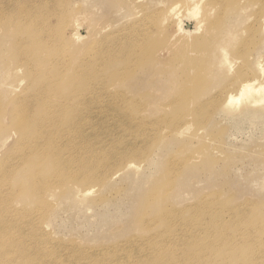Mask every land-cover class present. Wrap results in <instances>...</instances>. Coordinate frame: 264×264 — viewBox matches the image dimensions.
Instances as JSON below:
<instances>
[{
	"label": "rangeland",
	"instance_id": "rangeland-1",
	"mask_svg": "<svg viewBox=\"0 0 264 264\" xmlns=\"http://www.w3.org/2000/svg\"><path fill=\"white\" fill-rule=\"evenodd\" d=\"M186 1L0 0L6 13L14 12L11 7L17 4L35 12L30 17L14 12V23L20 26L9 23L0 30V167L7 163L0 169V220L6 224L0 229L9 234L7 246L15 244L2 249L0 264H152L155 259L145 256L167 246L182 250L178 257L193 258L195 264H216L224 255L226 264H264V121L236 122L220 107L224 94L236 91L233 75L242 67L238 73L264 81V11L258 17L252 14L259 0ZM173 2L179 5L175 8ZM52 7L55 14L47 17ZM172 8L176 10L168 12ZM198 23L200 31L194 32ZM31 28L39 29L42 51L50 43L60 47L66 64L58 69L75 71L71 83L80 90L74 109L66 110L73 114L65 120L85 121L76 124L77 134L59 143L64 148L58 155L41 159L29 151L30 139L28 145L10 136L12 99L27 78L22 71L8 73L6 67L17 46H23L15 39L29 32L35 36ZM139 34L151 44L159 37L160 43L149 44L151 54L125 60L134 49L127 44ZM187 44H192L190 50ZM85 100L87 109L78 108ZM131 162L135 166L129 167ZM56 164L66 172L61 182L50 178ZM1 230L0 239L5 240ZM218 236L229 239L215 246ZM206 241L211 242L208 252L201 246ZM244 244L254 253L242 254V260L231 257ZM198 245L204 256H194ZM213 247L217 255L210 254Z\"/></svg>",
	"mask_w": 264,
	"mask_h": 264
},
{
	"label": "bare ground",
	"instance_id": "bare-ground-1",
	"mask_svg": "<svg viewBox=\"0 0 264 264\" xmlns=\"http://www.w3.org/2000/svg\"><path fill=\"white\" fill-rule=\"evenodd\" d=\"M13 1V0H12ZM63 1V0H62ZM68 1V0H67ZM72 1V0H71ZM134 1H138V0H134ZM186 1V0H185ZM190 1V0H189ZM211 1V0H210ZM212 1H214V0H212ZM218 1V0H217ZM216 1V2H217ZM250 1V0H249ZM252 1V0H251ZM255 1V0H254ZM48 2V1H47ZM147 2V1H146ZM145 2V3H146ZM178 2H179V0H178ZM184 2V1H183ZM183 2H182V4L181 5H183ZM187 2V1H186ZM198 2V1H197ZM257 2H259L258 3V6H257V10L254 12V13H252V14H254L256 17H258V15H259V13L258 12H262V9H263V11H264V2L263 1H257ZM4 3V2H3ZM25 3V2H24ZM66 3V2H65ZM64 3V4H65ZM174 3V5H175V8H176V4L177 5H179L178 3H176V2H173ZM176 3V4H175ZM180 3V2H179ZM208 3V2H207ZM213 3V2H212ZM252 3V2H251ZM54 4V3H53ZM59 4V3H58ZM63 4V3H62ZM63 4V5H64ZM144 4V3H143ZM215 4H218V2L217 3H215ZM215 4H214V6H215ZM43 5V4H42ZM170 5V4H169ZM40 7H41V4L39 5ZM43 6H45L46 8H47V6L46 5H43ZM42 6V7H43ZM55 6H58V5H55ZM72 6H73V4H72ZM71 6V7H72ZM144 6V5H143ZM213 6V5H212ZM214 6H213V8H214ZM13 7H15L14 9H13ZM39 7V8H40ZM59 7V6H58ZM57 7V8H58ZM171 7H173V5L172 6H170V8ZM1 9H0V30L1 29H5V28H8V24L9 23H14L15 22V20H16V16H15V13L14 12H18L19 11V13H24V15H26L27 17L29 16H32V15H34V13L35 12H33L32 10H27L25 7H20V6H18V4L17 5H14V6H12L11 7V9H12V11H14V12H10V13H6L5 12V8H2V7H0ZM17 8V9H16ZM38 8V9H39ZM44 8V7H43ZM49 8V7H48ZM60 8H62L61 6H60ZM164 8V7H163ZM211 8V7H210ZM42 9V8H41ZM167 9H169V8H167ZM178 9V8H177ZM232 9H235V8H232ZM164 10V9H163ZM162 9H161V11H163ZM176 10V9H175ZM173 8L172 9H170L168 12H174L175 11ZM230 10V9H229ZM40 11V10H39ZM47 11V10H46ZM55 11H56V9H55V7H52L50 10L48 9V11L47 12H49V14H47V17H50L51 15H54L55 14ZM73 11V10H72ZM146 11V10H145ZM193 10H190L189 11V13H192L193 14V12H192ZM234 11H236V10H234ZM233 11V12H234ZM177 12V11H176ZM175 12V13H176ZM144 13V12H143ZM148 13V12H147ZM179 13V12H178ZM225 13V12H224ZM223 13V14H224ZM258 13V14H257ZM38 14V13H37ZM264 14V13H263ZM263 14H262V16H263ZM40 15V14H39ZM69 15V14H68ZM75 15V14H74ZM172 15V16H171ZM170 16L171 17H173V15L174 16H176L175 14H171ZM179 16H180V14H178ZM194 15V14H193ZM220 15V14H219ZM57 16V15H56ZM205 16H207V15H205ZM260 16V15H259ZM46 17V18H47ZM58 17V16H57ZM71 17V16H70ZM144 17V16H143ZM199 17V16H198ZM204 17V16H203ZM202 17V18H203ZM216 17V16H215ZM201 18V17H200ZM218 18V17H217ZM18 19V18H17ZM52 19V18H51ZM55 19V18H54ZM67 19H68V17H67ZM198 19V18H197ZM208 19V18H207ZM207 19H205V20H207ZM210 19V18H209ZM212 19V18H211ZM219 19H220V17L218 18V20H216L217 22H219ZM56 20V19H55ZM173 20V19H172ZM177 20H178V18H177ZM204 19H203V21H205ZM215 20V19H214ZM69 21H71V19L69 20ZM83 21V20H82ZM197 21H199V20H197ZM211 21V20H210ZM46 22V21H45ZM48 22V21H47ZM46 22V23H47ZM141 22V21H140ZM179 22H180V20H179ZM199 22H201V21H199ZM20 23V22H19ZM11 24V26L12 25H16V27L18 28L19 26H20V24ZM22 23V22H21ZM28 23H30V22H28ZM53 23V22H52ZM75 23V22H74ZM82 23V22H81ZM156 23H157V21H156ZM205 23H207L208 24V22L206 21ZM214 23V22H213ZM212 23V24H213ZM216 23V22H215ZM49 24V23H48ZM51 24V23H50ZM50 24L49 25H47L48 27L50 26ZM73 24V23H72ZM71 24V25H72ZM211 24V23H210ZM212 24L210 25V26H212ZM217 24V23H216ZM56 25V24H55ZM60 25V24H59ZM76 25V24H75ZM79 25V24H78ZM196 25V24H195ZM209 25V24H208ZM207 25V26H208ZM215 25V24H214ZM214 25L212 26V28H214ZM220 25V24H219ZM10 26V25H9ZM77 26V25H76ZM200 23H198V28L196 27V29H195V31L194 32H197V29H199L200 28ZM205 26V25H204ZM209 26V27H210ZM218 26V25H217ZM216 26V27H217ZM25 27V26H24ZM23 27V28H24ZM48 27H45V29H48ZM71 27H73V26H71ZM203 27V26H202ZM201 27V28H202ZM206 27V26H205ZM209 27H206V28H209ZM11 28V27H10ZM9 28V29H10ZM22 28V27H21ZM39 28V27H38ZM52 28V27H51ZM51 28H49L48 30H50ZM61 28V27H60ZM68 28H70V25H69V27ZM79 28V27H78ZM184 28V27H183ZM206 28H204L205 30H206ZM24 29H26V28H24ZM32 29V28H31ZM30 29V30H31ZM36 29L37 28H35V30L34 29H32V33H35V36H37L36 34H37V32H38V30L36 31ZM55 29H56V26H55ZM57 29H58V27H57ZM77 29V28H76ZM141 29V28H140ZM187 29V28H186ZM203 29V30H204ZM263 29H264V26H263ZM7 30V29H6ZM12 30H15V29H13L12 28ZM16 30H18V29H16ZM19 30H21V29H19ZM30 30H27V31H30ZM59 30V29H58ZM66 30H67V28H66ZM73 30H75L74 28H73ZM204 30V31H205ZM2 31V30H1ZM8 31H10V30H8ZM26 30H24L23 31V29L21 30V32H27ZM191 31V30H190ZM200 31V29L198 30V32ZM202 31V30H201ZM203 31V32H204ZM7 32V31H6ZM11 32V31H10ZM18 32V31H17ZM75 32V31H74ZM76 32H77V30H76ZM76 32H75V34L74 35H77L76 34ZM187 32V35L190 33L189 31H186ZM206 32V31H205ZM9 32H7V34H8ZM13 33L14 32H12L11 34L13 35ZM30 33L31 32H29V35H30ZM60 33V32H59ZM62 33V32H61ZM60 33V34H61ZM200 33H202V32H200ZM19 34H21V33H19ZM28 34V33H27ZM198 34V33H197ZM204 34V33H203ZM209 34H210V32H209ZM12 35H9V36H11V37H14V36H12ZM18 35V34H17ZM17 35H15V36H17ZM29 35H26L24 38L23 37H19L20 39H19V41H17L16 39H15V42H16V44L18 43V42H20V43H18V45H23V46H17V48L15 49V51L13 52V58L12 59H9V61H8V65H7V62H6V59H5V62H4V59H3V66H5V65H7V67H6V69L8 70L7 72L8 73H10V72H16V71H22L23 72V78H27V82H26V86H24V88L12 99L13 100V102L14 103H12V104H14V105H12V109H11V111L12 112H8L9 113V115H10V117H12V118H14L15 120H14V123L12 124V122L11 121H9V122H11V126L13 127V133L12 134H10V133H8V134H10V136L12 137V135H14L15 134V136H13V137H17L18 139V143H21V142H25L27 139L26 138H28V139H30V142H31V144H30V146L28 147L30 150L29 151H31L32 153H33V155L35 156V157H37L38 159H41V156H43V155H47V154H49V153H57V155L59 154V151H60V149L61 148H64L62 145H60L59 143L64 139V140H68L69 138H72L71 136L73 135H75V134H77L78 133V130L76 131V129H77V127H79L80 128V125L79 126H77L76 124L77 123H82V122H85V121H83V120H81V121H79L78 119H76V120H78V121H74V120H72V119H70V118H68V120L66 121L65 120V117L67 118V116H70V115H72L71 113H68V115H67V113H66V110H68V111H70L71 109H74V107L75 106H73V104H75L74 103V97H75V93H76V91H79L80 90V87H77V86H75V85H73L74 83H71V81L73 80V78L75 77V71H74V74H72L73 73V71H71V72H69V74H68V72H66L64 69V71H62V70H60V69H58V65H60V64H66V62H65V57L63 58L62 57V55H61V53H60V51L59 50H57V49H59V48H56V47H52V45H51V43L49 44L50 46H48L47 48L45 47L44 48V50L42 51L41 50V43H43L44 41H41L40 39L41 38H39L38 36V38H35V36H33V34H32V36H29ZM42 35V34H41ZM55 35H57V34H55ZM54 35V36H55ZM59 35V34H58ZM62 35V34H61ZM66 35V34H65ZM22 36V35H21ZM47 36V40H49L50 41V36L49 35H46ZM78 36V35H77ZM207 36V35H206ZM78 37H80V36H78ZM154 37V36H153ZM185 37V36H184ZM209 37V36H208ZM17 38V37H16ZM188 38V37H187ZM193 38H195V37H193ZM206 38V37H205ZM225 38V37H224ZM9 39V38H8ZM12 39V38H11ZM22 39V41H20ZM54 39V38H53ZM53 39H52V41H53ZM60 39V38H59ZM58 39V40H59ZM131 39H133V38H131ZM130 39V40H131ZM147 39H148V37H147ZM153 39V38H152ZM160 38L158 37L157 39H154V40H158V43H160L159 40ZM184 39H186V38H184ZM200 39H202V40H204L203 38H201L200 37ZM45 40V39H44ZM55 40V39H54ZM57 40V39H56ZM153 40V41H154ZM187 40H189V39H187ZM152 41V44L151 43H148V41H146V39H145V37L144 36H141V34H139L138 36H137V38H135V39H133L132 41H131V44L129 45V44H127V46L129 47V46H132V47H134V49L132 50V52H130L131 54H129L127 57L125 56V60H129V61H133V59H135V58H137L138 59V57L140 56V54L141 53H146V51H148L149 49H150V47H149V44H151V46H154L153 45V42ZM178 41V40H177ZM176 41V42H177ZM185 41V40H184ZM47 42V41H46ZM56 42V41H55ZM172 42V41H171ZM171 42H168V43H171ZM176 42L174 43L175 45H177L176 44ZM189 42V41H188ZM191 42V41H190ZM189 42V43H190ZM197 42V44H198V41H196ZM196 42H193V43H196ZM200 43L201 42H204V41H199ZM206 42V41H205ZM203 43L202 45H204V44H206V43ZM48 43V42H47ZM130 43V42H129ZM192 43V44H193ZM56 44V43H55ZM97 44V43H96ZM155 44H157L156 42H155ZM165 44V43H164ZM167 44V43H166ZM165 44V45H166ZM183 44H185V42L183 43ZM192 44L189 46L188 44V50H190L189 48L192 46ZM54 45V44H53ZM58 45V44H57ZM65 45H66V43H65ZM64 45V46H65ZM67 45H68V43H67ZM168 45V44H167ZM186 45V44H185ZM184 45V46H185ZM207 45V44H206ZM60 46V45H59ZM64 46H63V48H64ZM158 46V45H157ZM163 46V45H162ZM170 46H172V45H170ZM210 46H211V44H210ZM66 47V46H65ZM193 47H196V46H193ZM203 47H205V46H203ZM222 47V46H221ZM135 48H136V50H135ZM167 48V47H166ZM165 48V49H166ZM186 48V47H185ZM198 48H200L199 46L197 47V49H196V51L195 52H197V50H198ZM218 48V47H217ZM62 49V48H61ZM66 49V48H65ZM64 49V50H65ZM152 49H155L154 47H152ZM164 49V50H165ZM194 49V48H193ZM192 48H191V50H193ZM207 49H210L209 48V46L207 45ZM206 49V50H207ZM220 49V48H219ZM224 49V48H223ZM223 49H222V52H223ZM243 49V48H242ZM13 50V49H12ZM63 50V49H62ZM64 50H63V52H64ZM71 50V49H70ZM183 50H184V48H183ZM201 50V49H200ZM200 50H199V52H200ZM203 50H205V49H203ZM205 50V51H206ZM218 50V49H217ZM126 51V50H125ZM128 51H130V50H128ZM151 52H152V50H150ZM150 51H148L149 53H150ZM204 51V53H206ZM42 52H43V54H42ZM62 52V51H61ZM62 52V53H63ZM161 52V51H160ZM159 52V53H160ZM178 52V51H177ZM184 52H186V55H187V50H185ZM184 52H182V53H184ZM191 52V51H190ZM199 52H197V53H199ZM129 53V52H128ZM154 53H156V52H154ZM172 53V52H171ZM193 53V52H192ZM242 53V52H241ZM68 54V53H67ZM77 54V53H76ZM151 54V53H150ZM188 54H189V52H188ZM191 54V53H190ZM239 54V53H238ZM10 55V54H9ZM66 55V54H65ZM64 55V56H65ZM119 55V54H118ZM121 55H122V53H121ZM149 55V54H148ZM155 55V54H154ZM176 55V54H175ZM183 55V54H182ZM181 55V56H182ZM185 55V54H184ZM204 55V54H203ZM202 55V56H203ZM67 56V55H66ZM147 56V55H146ZM179 57V58H183V57ZM224 57H225V55H223ZM6 57V56H5ZM96 57V56H95ZM98 57V56H97ZM96 57V58H97ZM119 58H121V56H118ZM149 57V56H148ZM151 57V56H150ZM176 57V56H175ZM67 58H68V56H67ZM145 58H147V57H145ZM174 58V57H173ZM241 60L242 61H244V57H242L241 56ZM149 59V58H148ZM147 59V60H148ZM188 59H190V56L188 57ZM187 59V60H188ZM226 59V58H225ZM142 60H143V58H142ZM146 60V61H147ZM175 60V59H174ZM173 60V61H174ZM182 60V59H181ZM183 60H184V58H183ZM186 60V59H185ZM193 60V59H192ZM237 60V59H236ZM236 60H234V61H236ZM69 61V60H68ZM94 61V60H93ZM128 61V62H129ZM177 61H179L178 59H177ZM176 61V62H177ZM227 61V60H226ZM145 62V61H144ZM144 62H142L141 64H143ZM182 62V61H181ZM240 62V61H239ZM247 62V61H246ZM172 63H174V62H172ZM178 63V62H177ZM190 63V62H189ZM192 63V62H191ZM190 63V64H191ZM241 63V62H240ZM239 63V64H240ZM248 63V62H247ZM63 64H62V66L61 67H63ZM178 64H180V62L178 63ZM185 64H186V62H185ZM188 64V63H187ZM10 65V66H9ZM131 65V64H130ZM260 65V64H259ZM9 66V67H8ZM71 66V65H70ZM135 66V65H134ZM186 66V65H185ZM184 66V67H185ZM190 66V65H189ZM78 67V66H77ZM76 68V67H75ZM128 68V67H127ZM186 68H187V66H186ZM191 68V67H190ZM189 68V69H190ZM240 68H241V66H240ZM239 68V69H240ZM76 69H78V68H76ZM239 69H237V71L239 70ZM257 69H259V68H257ZM82 70V69H81ZM80 70V71H81ZM240 70H242L243 71V67L240 69ZM240 70L238 71V72H240ZM68 71H70V70H68ZM83 71H84V69H83ZM83 71L81 72V73H83ZM241 71V72H242ZM263 71H264V69H263V67H261L260 68V74H262L263 73ZM65 72H66V74H65ZM79 71H77L76 73H78ZM85 72V71H84ZM236 73L235 72V74L233 75V76H235V79L238 81V83H237V88H235L236 89V91L235 92H230L229 91V93L227 92V93H225L223 96H224V98H223V100L224 101H221V102H223V104H222V106H220L221 107V110L222 111H224L226 114H229L230 115V117L232 118V119H234V121H236V122H240V121H242V120H246V119H254V121H264V81H257V79L256 78H246V73ZM244 72H246L245 71V69H244ZM253 72V71H252ZM254 73V72H253ZM80 74V73H79ZM79 74H77V76L79 75ZM84 74V73H83ZM82 75V74H81ZM103 75V74H102ZM253 75V74H252ZM254 75H256V74H254ZM76 76V77H77ZM248 76V75H247ZM251 75H249V77H250ZM263 76V74L261 75V77ZM100 77H101V75H100ZM100 77H99V81H101V79H100ZM256 77V76H255ZM258 77V76H257ZM260 78V77H259ZM67 79V81H65L64 82V84H61V81L60 80H66ZM261 79V78H260ZM264 79V78H263ZM104 80L106 81V79L104 78ZM259 80V79H258ZM103 81V80H102ZM234 82H233V84L235 83L236 84V82H235V80H233ZM70 82V83H69ZM192 82V81H191ZM195 82V81H194ZM101 83V82H100ZM103 83H104V81H103ZM193 83V82H192ZM96 84V83H95ZM91 85V84H90ZM104 85H102L101 84V88H106L105 86L103 87ZM192 86V85H191ZM86 87H87V85H85L84 87H82L81 86V88H84V89H86ZM194 87V90H195V86H193ZM192 87V88H193ZM95 88V87H94ZM96 88H97V85H96ZM98 88H99V86H98ZM92 89V88H91ZM234 88H232V90H233ZM94 91V90H93ZM234 91V90H233ZM87 92H90V91H87ZM86 92V93H87ZM85 93V94H86ZM91 93V92H90ZM89 94V93H88ZM98 94V93H97ZM100 94V93H99ZM98 94V95H99ZM80 95V94H79ZM102 95V94H101ZM93 96V95H92ZM222 96V97H223ZM93 98V97H92ZM96 98H97V96H95V102H96ZM11 100V101H12ZM91 100H93V99H91ZM10 101V102H11ZM94 101V100H93ZM106 102V101H105ZM93 103V102H92ZM91 102H90V100H89V104H92ZM114 103V102H113ZM112 103V104H113ZM94 104V103H93ZM112 104H110V103H108L107 105H112ZM115 104V103H114ZM113 104V106H116V104L114 105ZM220 105V104H219ZM89 105H88V103L86 102V100L85 101H83L82 102V104L78 107V108H85V109H87V107H88ZM91 106V105H90ZM8 107H10L9 105H8ZM7 107V108H8ZM0 108H2V107H0ZM4 109V108H3ZM7 110H9V108L7 109ZM79 110V109H78ZM77 110V111H78ZM1 111V110H0ZM6 111V110H5ZM3 112V114H4V110L2 111ZM6 113H7V111H6ZM1 115V114H0ZM5 115H7V114H5ZM8 115V116H9ZM88 116V115H87ZM6 117V116H5ZM83 117V116H82ZM82 117L80 118V119H82ZM84 117H85V115H84ZM11 118V119H12ZM77 118V117H76ZM87 118V117H86ZM10 119V118H9ZM13 120V119H12ZM85 120V119H84ZM87 120V119H86ZM88 121V120H87ZM90 121V120H89ZM89 121H88V123H86V125H88L89 124ZM91 122V121H90ZM9 124V123H8ZM4 126V125H3ZM6 126V125H5ZM9 126V125H8ZM77 126V127H76ZM82 126H84V125H82L81 124V127ZM2 127V126H1ZM75 127H76V129H75ZM86 127V126H85ZM84 127V128H85ZM86 129V128H85ZM82 130V129H81ZM2 131V130H1ZM0 131V132H1ZM9 131H12V130H10V128H9ZM9 131H7V132H9ZM82 132V131H81ZM83 132H84V129H83ZM87 132V131H86ZM7 134V133H6ZM5 134V135H6ZM7 134V135H8ZM82 134V133H81ZM84 135V134H83ZM9 136V135H8ZM81 136V135H80ZM79 136V137H80ZM85 137V136H84ZM10 138V137H9ZM80 138H82V137H80ZM7 139V138H6ZM10 139H13V138H10ZM85 139V138H84ZM81 140V139H80ZM83 140V139H82ZM11 141V140H10ZM74 141V140H73ZM84 141V140H83ZM13 143L12 144H10V145H13L14 144V141H12ZM17 142V141H16ZM26 142H28V141H26ZM6 143H7V141H6ZM5 143V144H6ZM74 143H75V141H74ZM28 145H29V142L27 143ZM26 144V145H27ZM69 144H71V143H69ZM76 144V143H75ZM75 144H73L72 143V145H74L75 146ZM7 145V144H6ZM15 145H17L16 143H15ZM15 145H13L14 147H15ZM71 145V147H73ZM82 146H83V144H81ZM8 146V145H7ZM21 146H23V145H21ZM32 146V147H31ZM11 147V146H10ZM13 148V147H12ZM12 148H9V149H12ZM21 148V147H20ZM65 148H68V145H67V147H65ZM77 148H79V147H77ZM7 149H8V147H7ZM6 149V150H7ZM22 150V149H21ZM66 150L67 149H65V152H66ZM8 151V150H7ZM14 151V150H13ZM24 151H25V149H24ZM4 152V151H3ZM9 152V151H8ZM7 152V153H8ZM15 152V151H14ZM2 153V152H1ZM0 153V154H1ZM28 153V152H27ZM16 154H18V153H16ZM54 154V155H55ZM4 155V154H3ZM5 155H6V153H5ZM19 155H21V154H19ZM26 155V154H25ZM29 155V154H28ZM64 154H62V157H64L63 156ZM73 155V154H72ZM4 157V156H3ZM6 157V156H5ZM9 157V156H8ZM60 157V156H59ZM73 157V156H72ZM72 157H71V159H72ZM2 158V157H1ZM15 158H16V156H15ZM7 159V158H6ZM19 159H21V158H19ZM26 159H27V157H26ZM29 159V158H28ZM4 160V159H3ZM27 162H28V160H26ZM63 161V160H62ZM1 162H2V160H1ZM18 163L19 162H21V161H17ZM10 163V162H9ZM14 163H15V161H14ZM24 163V162H23ZM22 163V164H23ZM1 164V163H0ZM7 164V163H6ZM5 164V162H4V164H3V166L4 165H6ZM12 164V163H11ZM63 164H65V163H63ZM9 165V164H8ZM13 165V164H12ZM16 165V164H15ZM14 165V166H15ZM20 165V164H19ZM19 165H17V166H19ZM3 166H1V167H3ZM16 166V167H17ZM133 166H135V165H132V162H131V165L129 164V167H133ZM1 167H0V169H1ZM6 167V166H5ZM5 167H3V168H5ZM8 167V166H7ZM9 167H11V165H9ZM60 165H55L54 166V171H52V174H51V177L50 178H55V181H59V182H61L62 180V175L64 176V174L66 173V172H64L63 171V169H60ZM65 167V166H64ZM12 168H14L13 166H12ZM19 168V167H18ZM40 168V167H39ZM38 168V169H39ZM6 169V168H5ZM4 169V170H5ZM65 169V168H64ZM66 169H67V167H66ZM3 170V169H2ZM3 170V171H4ZM14 170H15V168H14ZM16 170H17V168H16ZM68 170V169H67ZM2 171V172H3ZM36 171H37V169H36ZM4 173H5V171H4ZM9 173L11 174V169H10V171H9ZM12 173H13V170H12ZM25 173V172H24ZM27 174V173H26ZM1 175V174H0ZM6 175H8L7 173H6ZM12 175V174H11ZM31 175V174H30ZM27 176V175H26ZM5 177V176H4ZM7 177V176H6ZM28 177V176H27ZM3 178V177H2ZM29 178V177H28ZM50 178H48V179H50ZM7 180H8V178H7ZM10 180V179H9ZM39 180H40V178H39ZM11 181V180H10ZM9 182V181H8ZM59 182H57V183H59ZM4 183V187H5V185H6V183L5 182H3ZM10 184H11V182L9 183V185H7V186H10ZM60 184V183H59ZM18 185V184H17ZM2 187V186H1ZM1 187H0V190H1ZM3 187V188H4ZM2 188V189H3ZM6 188V187H5ZM8 188V187H7ZM6 188V189H7ZM21 188V187H20ZM86 192H88V191H86ZM10 196V194H5L4 195V197H6V196ZM3 197V196H2ZM1 197V199H3ZM11 198V197H10ZM4 200V199H3ZM9 200V199H8ZM1 201V200H0ZM7 201V200H6ZM3 223H4V221H3ZM2 223V220H0V225L2 226V225H5L6 226V224H3ZM13 225L12 223H8V225ZM35 225V224H34ZM5 226H3V230H5L7 227H10V226H7L6 228H5ZM25 225H23V227H24ZM18 227H19V225H18ZM11 228V227H10ZM8 229V228H7ZM12 229V228H11ZM10 229V230H11ZM24 229V228H23ZM30 229V228H29ZM34 229V228H33ZM1 230V229H0ZM25 231V230H24ZM5 232V231H4ZM8 232H9V230H8ZM1 233L3 234V236H2V238H4L5 240H1L0 239V258H2L1 256H3L5 253H2V251L6 248V247H8L7 245H9V242H11L10 241V237L9 238H6V237H8L7 235H9V234H7L6 235V233H7V231H6V233L4 234L3 233V231L1 230ZM11 233V232H10ZM32 233V232H31ZM1 235V234H0ZM219 238H221V239H219L218 241H216V243H214V245L216 246V245H221L222 243L221 242H226L227 240L226 239H229V238H224V237H222V236H218ZM211 238V237H210ZM186 239V238H185ZM187 240V239H186ZM213 240V239H212ZM185 241V240H184ZM209 241V240H208ZM195 242V241H194ZM207 242V241H206ZM213 242V241H212ZM154 244H157V241H154L153 242ZM203 243V242H202ZM208 244H211V242H207L206 244H201V246H204V247H206L207 248V252H208ZM11 245V244H10ZM12 247H14L15 246V244H13V245H11ZM11 246H9V247H11ZM8 247V248H9ZM205 248V249H206ZM249 248V245L248 246H246L245 244L239 249V250H235V251H232L230 254H231V257H232V254H233V256L235 255L236 257L235 258H237V259H239V260H242L241 258H243L244 256L242 255V254H249V255H251V253L253 254L254 253V251H253V249H252V246L250 247V249H248ZM3 249V250H2ZM11 249V248H10ZM252 249V250H251ZM39 250V249H38ZM157 250V251H156ZM155 251V253L154 252H152L151 254L152 255H147V256H145L146 258H152V259H155L154 260V263H152V264H195V260L193 259V258H191V260H189V259H186V261H182V259H180L178 256H179V254L180 253H182L181 251H179V253H177L176 252V250H172V248H171V250L170 249H168V246L164 249L163 247H158L157 249H156ZM203 248H201L199 245L197 246V250L195 251V253H194V256L195 255H203L204 256V253H203ZM210 250H212V252L210 253V254H215V255H217V251H215V248L213 247V248H210ZM246 250V251H245ZM249 251V252H248ZM251 252V253H250ZM183 255H184V252L182 253ZM50 255V254H49ZM215 255H211V256H215ZM218 255H220V254H218ZM229 255V254H228ZM5 256V255H4ZM144 257V256H143ZM216 257V256H215ZM13 258V257H12ZM37 258V257H36ZM141 258V257H140ZM248 258H250V257H248ZM4 259H5V257H4ZM7 259V258H6ZM5 259V260H6ZM33 259V258H32ZM43 259V258H42ZM41 259V260H42ZM14 260V259H13ZM39 261V260H38ZM228 261V259H227V257H225V255L222 257V256H220V259L218 258L217 259V263L216 264H226V262ZM248 263V262H247ZM254 263V262H253ZM11 264V263H10ZM248 264H250V262L248 263Z\"/></svg>",
	"mask_w": 264,
	"mask_h": 264
}]
</instances>
